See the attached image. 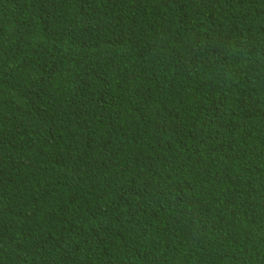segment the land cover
<instances>
[{
	"label": "trees",
	"instance_id": "trees-1",
	"mask_svg": "<svg viewBox=\"0 0 264 264\" xmlns=\"http://www.w3.org/2000/svg\"><path fill=\"white\" fill-rule=\"evenodd\" d=\"M0 264H264V0H0Z\"/></svg>",
	"mask_w": 264,
	"mask_h": 264
}]
</instances>
